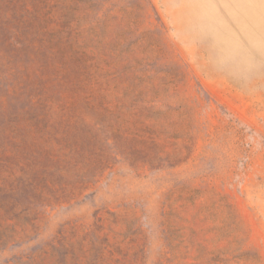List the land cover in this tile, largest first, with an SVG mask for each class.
I'll return each instance as SVG.
<instances>
[{
  "label": "rangeland",
  "instance_id": "1",
  "mask_svg": "<svg viewBox=\"0 0 264 264\" xmlns=\"http://www.w3.org/2000/svg\"><path fill=\"white\" fill-rule=\"evenodd\" d=\"M103 10L128 22L106 28V45L120 28L137 38L122 57L104 51L116 65L103 71L147 78L136 86L149 96L139 105L164 112L143 120L162 122L161 148L136 164L113 151L112 166L82 195L44 209L30 242L0 249V264L69 225L90 229L106 211L126 210L143 264H191L199 246L230 258L229 246L241 247L240 263L264 264V0H107ZM171 236L187 258H173Z\"/></svg>",
  "mask_w": 264,
  "mask_h": 264
},
{
  "label": "trees",
  "instance_id": "2",
  "mask_svg": "<svg viewBox=\"0 0 264 264\" xmlns=\"http://www.w3.org/2000/svg\"><path fill=\"white\" fill-rule=\"evenodd\" d=\"M106 1L0 0V249L30 242L44 209L82 195L112 166L113 151L136 164L139 153L161 148L162 122L143 120L164 112L139 105L149 96L136 86L147 78L103 71V64L116 65L101 58L104 51L122 57L137 41L120 28L105 44L106 28L128 23L104 11ZM122 40L129 41L121 47ZM111 91L121 95L105 122ZM105 213L90 229L69 225L13 263L143 264L135 217ZM117 224L121 232H114ZM174 239L173 258H187L188 251H175ZM229 249L232 258L225 249L199 246L191 264H242L247 252Z\"/></svg>",
  "mask_w": 264,
  "mask_h": 264
}]
</instances>
